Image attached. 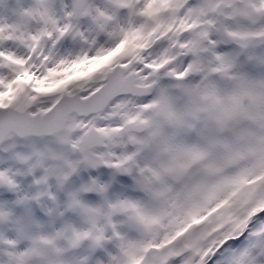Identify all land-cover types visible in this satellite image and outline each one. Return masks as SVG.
Listing matches in <instances>:
<instances>
[{"label": "snow or ice", "instance_id": "obj_1", "mask_svg": "<svg viewBox=\"0 0 264 264\" xmlns=\"http://www.w3.org/2000/svg\"><path fill=\"white\" fill-rule=\"evenodd\" d=\"M0 264H264V0H0Z\"/></svg>", "mask_w": 264, "mask_h": 264}]
</instances>
